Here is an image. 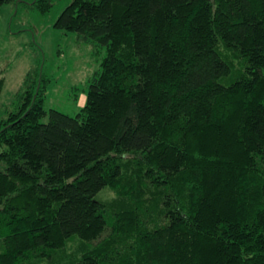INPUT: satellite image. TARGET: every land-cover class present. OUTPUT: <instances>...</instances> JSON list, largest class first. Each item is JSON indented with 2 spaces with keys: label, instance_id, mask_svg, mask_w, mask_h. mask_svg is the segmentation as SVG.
Segmentation results:
<instances>
[{
  "label": "trees",
  "instance_id": "1",
  "mask_svg": "<svg viewBox=\"0 0 264 264\" xmlns=\"http://www.w3.org/2000/svg\"><path fill=\"white\" fill-rule=\"evenodd\" d=\"M55 26L106 55L76 116L42 72L1 121L0 264L76 237L66 264H264V0H72Z\"/></svg>",
  "mask_w": 264,
  "mask_h": 264
},
{
  "label": "rangeland",
  "instance_id": "2",
  "mask_svg": "<svg viewBox=\"0 0 264 264\" xmlns=\"http://www.w3.org/2000/svg\"><path fill=\"white\" fill-rule=\"evenodd\" d=\"M37 1L18 0L0 11V76L6 78L0 96V123L17 109L21 101L17 93L21 90L23 96L29 84L39 83L42 72L50 79L46 109L76 116L86 103L90 81L106 55V48L56 28V20L72 0H52L53 5L45 12ZM100 196L108 199L114 194L106 191ZM82 243L79 237L69 240L53 253L54 261L42 264H66L76 259Z\"/></svg>",
  "mask_w": 264,
  "mask_h": 264
}]
</instances>
